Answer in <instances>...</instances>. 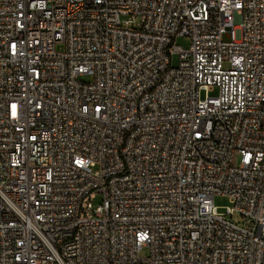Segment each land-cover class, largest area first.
I'll return each mask as SVG.
<instances>
[{
	"label": "built area",
	"instance_id": "obj_1",
	"mask_svg": "<svg viewBox=\"0 0 264 264\" xmlns=\"http://www.w3.org/2000/svg\"><path fill=\"white\" fill-rule=\"evenodd\" d=\"M0 264H264V0H0Z\"/></svg>",
	"mask_w": 264,
	"mask_h": 264
},
{
	"label": "rangeland",
	"instance_id": "obj_2",
	"mask_svg": "<svg viewBox=\"0 0 264 264\" xmlns=\"http://www.w3.org/2000/svg\"><path fill=\"white\" fill-rule=\"evenodd\" d=\"M176 42H177V44L182 45L185 48H188V40L186 38L178 37L176 39ZM57 49H58V51H63L64 50V45L63 44H58L57 45ZM214 201H215V205L218 207V209H219L220 212H224L226 210V206H228L230 204V201H229L228 196L221 195V194L216 195L215 198H214ZM96 203H97V201H96ZM232 220L234 222H240V223H242L241 216H239L238 214H235L232 217ZM148 252H149L148 249L145 248L143 250V252H142V255L145 256V255L148 254Z\"/></svg>",
	"mask_w": 264,
	"mask_h": 264
}]
</instances>
